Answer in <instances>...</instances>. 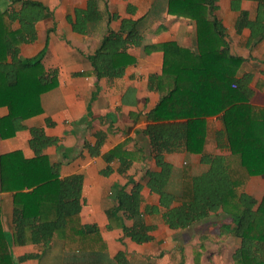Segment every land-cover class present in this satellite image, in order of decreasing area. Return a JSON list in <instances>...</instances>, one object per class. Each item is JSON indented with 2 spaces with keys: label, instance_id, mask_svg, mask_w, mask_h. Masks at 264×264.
<instances>
[{
  "label": "trees",
  "instance_id": "1",
  "mask_svg": "<svg viewBox=\"0 0 264 264\" xmlns=\"http://www.w3.org/2000/svg\"><path fill=\"white\" fill-rule=\"evenodd\" d=\"M152 1L144 16L122 19L118 32L108 28L88 57L99 79L117 80L136 63L130 48L164 56L162 73L150 76L148 86L162 97L145 114L148 124L143 130L155 167L145 170L144 184L128 177L125 185L112 187L114 205L106 210L108 228H120L126 238L142 245L153 241L160 225L184 230L222 211L235 225L233 235L241 240L233 255L236 264H264V197L259 202L246 192L252 176L264 175V108L250 104L253 73L245 74L249 60L232 53L227 29L216 15L218 0ZM243 1L257 3L254 20L242 8ZM9 2L8 8L0 7V110H7L6 115L0 113V141L27 131L33 157H26L22 150L0 155V193H14L12 234L4 228L0 200V264L32 259L36 255L16 260L13 247L34 245L43 252L56 236L64 241L63 251L70 261L66 264L72 263L73 255L83 257L85 264H128L125 253L110 258L98 225L83 223L84 176L60 178L62 165L52 163L45 154L58 140L48 136L44 127L25 124L44 113L43 95L58 86L60 69H47L44 64L48 40L35 56H23L24 49L38 41V24L52 19L54 13L39 0ZM231 9L239 13L237 32L251 30L249 44L264 41V0H231ZM127 11L134 13V8L128 6ZM106 13L99 0H89L85 9H75L67 20L75 33L90 35ZM164 13L195 23V49L175 41L146 44L151 24ZM112 19L117 16H110L108 24ZM212 117L223 122L231 151L228 157L206 152L207 119ZM46 124L53 125L50 119ZM97 137L95 146L88 145L92 156L100 155L104 144V135ZM180 150L201 155L207 170L194 174L186 163L180 189L172 192L174 167L165 156ZM143 151L117 146L102 157L108 164L117 161L118 167L108 165L104 174L126 175L135 162L145 159ZM145 187L158 196V205H146ZM127 221L132 222L130 227Z\"/></svg>",
  "mask_w": 264,
  "mask_h": 264
},
{
  "label": "crops",
  "instance_id": "2",
  "mask_svg": "<svg viewBox=\"0 0 264 264\" xmlns=\"http://www.w3.org/2000/svg\"><path fill=\"white\" fill-rule=\"evenodd\" d=\"M39 1L45 3L54 15L52 19L38 24V41L27 46L23 56H35L48 40L44 64L47 69L59 68L60 75L58 86L42 97L44 113L27 120L25 124L28 127H44L48 136L58 140L57 145L46 149L45 154L52 163L62 165L60 178L77 174L84 176V205L81 212L83 223L98 225L108 244L110 258H115L118 253H125L128 264H236L233 255L240 247L241 240L233 235L232 229L235 225L222 211L184 230H172L160 225L153 232V241L142 245L126 238L122 229L108 228L106 210L114 205L112 187L117 183L125 185L128 177L144 184L145 170L155 167L143 130L148 124L145 114L162 97L160 91L150 90L148 86L150 76L162 73L164 56L162 52L147 55L143 48H130L128 53L136 58V63L128 66L123 77L117 80L99 79L94 74L88 57L95 53L108 28L118 32L122 19L136 20L144 16L152 8L154 1L99 0L100 8H107L108 13L100 27L90 35L75 33L67 20L68 15L73 16L75 9H85L89 0ZM0 4H3L2 9H6L10 2L0 0ZM217 5L216 15L227 29L232 53L249 60L250 66L245 74L253 73L250 104L264 108V41L249 44L251 30L245 28L240 33L237 32L236 21L239 13L232 11L231 0H218ZM128 6L134 8V13H128ZM242 8L249 11L250 19H255L256 2L243 1ZM110 16H117V19H112L108 24ZM195 38L194 22L164 13L160 20L151 24L145 42L162 44L175 41L180 46L195 49ZM65 69L72 71L61 78ZM0 113L2 116L6 115L7 110L1 109ZM58 116H63V121L57 120ZM47 119L52 121V126H47ZM207 129L206 152L230 156L221 118L207 119ZM98 133L104 135V144L101 154L92 156L88 145H96ZM29 139L30 134L24 131L14 138L1 140L0 155L22 150L26 157H33ZM119 145L131 151L143 149L145 159L135 162L126 175H120L116 171L105 175L103 171L108 165L116 169L118 163L114 161L108 164L102 156ZM165 158L174 167L169 188L172 192L180 189L181 170L186 163L191 164L194 174L207 170V166L201 163V155L190 154L186 150L168 153ZM246 192L260 202L264 197V175L252 176ZM143 195L147 200L146 205L159 204L158 196L152 194L147 187L143 189ZM0 200L4 228L12 234L14 193H0ZM126 225L130 227L132 222L127 221ZM63 243V239L56 236L43 252L34 245L14 246V257L18 260L29 254L36 255L20 262L21 264H66L69 255L63 251ZM71 262L86 263L78 255H73Z\"/></svg>",
  "mask_w": 264,
  "mask_h": 264
},
{
  "label": "rangeland",
  "instance_id": "3",
  "mask_svg": "<svg viewBox=\"0 0 264 264\" xmlns=\"http://www.w3.org/2000/svg\"><path fill=\"white\" fill-rule=\"evenodd\" d=\"M3 6V4H0V7H2ZM42 28V27H41ZM72 70H70V69H65L64 70V72L63 73H61V78H63V77H66V76H68L69 74V72H71ZM57 118V120H59L60 122L61 121H63V116H58V117H56Z\"/></svg>",
  "mask_w": 264,
  "mask_h": 264
}]
</instances>
